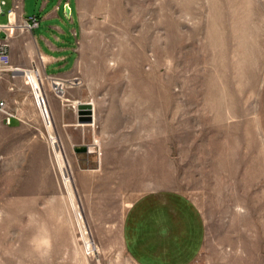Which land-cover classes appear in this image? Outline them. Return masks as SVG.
I'll use <instances>...</instances> for the list:
<instances>
[{
	"label": "rangeland",
	"instance_id": "1",
	"mask_svg": "<svg viewBox=\"0 0 264 264\" xmlns=\"http://www.w3.org/2000/svg\"><path fill=\"white\" fill-rule=\"evenodd\" d=\"M77 12L76 28L40 16L34 29L77 32L68 83L40 70L49 123L22 75L0 82L17 117L0 123V264H103L99 232L116 241L124 210L154 192L202 215V264H264V0H77ZM20 25L11 68L33 69ZM81 104L93 124L78 123Z\"/></svg>",
	"mask_w": 264,
	"mask_h": 264
},
{
	"label": "crops",
	"instance_id": "2",
	"mask_svg": "<svg viewBox=\"0 0 264 264\" xmlns=\"http://www.w3.org/2000/svg\"><path fill=\"white\" fill-rule=\"evenodd\" d=\"M3 1L7 7V22L2 25L8 26L6 33L9 39L18 38L13 26L26 24L31 55L39 60L35 66L46 75V71L52 68L58 74L48 76H56L68 83L77 65L76 29L68 32L58 23L50 27L48 34L36 33L34 29L40 28V16L45 21L56 20L63 24H67L68 18L76 28L77 0H52L53 6L48 11V0H43L41 4L38 0ZM72 2L75 21L70 19ZM65 7L69 8V15L65 14ZM33 17L36 18V26L31 21ZM27 54H30L29 46ZM32 62L35 64V59ZM3 78L4 74L1 80ZM111 233L116 241L110 244L105 233L99 232V240L95 243L97 251L93 257L98 263L202 264L199 260L206 238L205 224L200 212L180 195L154 192L138 197L124 210L120 225ZM68 237L67 230H64L62 236L56 238L68 243Z\"/></svg>",
	"mask_w": 264,
	"mask_h": 264
},
{
	"label": "bare ground",
	"instance_id": "3",
	"mask_svg": "<svg viewBox=\"0 0 264 264\" xmlns=\"http://www.w3.org/2000/svg\"><path fill=\"white\" fill-rule=\"evenodd\" d=\"M11 21L12 22L14 21L13 15L11 16ZM19 28L21 31H24L27 28V25L26 24L21 25ZM11 71H13V74L18 73V74L22 75V77H24V79H26V84L30 85L32 87L33 93L35 96V100H36V104H37V106L41 112V115L44 118V120L46 121V123H49L48 120H50V112H49L46 100L44 98V95H43V91H42V87H41V76L42 75H40V70L38 69V67L35 65H34L33 69H24V68L12 67ZM54 90H57L60 93L59 96L62 97V90L63 89L60 90V88H58V89L54 88ZM75 104H78V103L76 102ZM92 111H93V109H92ZM93 123H94V120L92 121V124ZM53 143H56L55 140ZM97 143L101 148L100 142L97 141ZM100 151H101V149H100ZM58 161H59L60 167L62 168V171L65 173V168L67 170V165H66L65 160L61 154L58 155ZM65 182H69L68 176L65 177ZM77 220H78V226L81 229V233H82L81 238L83 239L85 250H86V252L88 251L89 253L93 254V252H94V250L92 248L94 246L92 244L93 242L89 239L87 231L83 228L82 223H81V217L79 216V214H77ZM95 251H97V247H96Z\"/></svg>",
	"mask_w": 264,
	"mask_h": 264
},
{
	"label": "built area",
	"instance_id": "4",
	"mask_svg": "<svg viewBox=\"0 0 264 264\" xmlns=\"http://www.w3.org/2000/svg\"><path fill=\"white\" fill-rule=\"evenodd\" d=\"M5 5L3 0H0V16L2 14V7ZM32 23L36 26V18H31ZM7 25L0 24V81L2 75L11 72L12 77L14 78L13 71H11V50H10V39L7 35ZM54 81L51 79V82ZM55 86V89L60 88L63 89V85L59 82H52ZM17 119L16 114L12 111L9 106L8 102L3 97L2 93L0 92V123L9 126L11 125L12 120ZM85 248V247H84ZM87 255H90L88 251L86 252Z\"/></svg>",
	"mask_w": 264,
	"mask_h": 264
},
{
	"label": "water",
	"instance_id": "5",
	"mask_svg": "<svg viewBox=\"0 0 264 264\" xmlns=\"http://www.w3.org/2000/svg\"><path fill=\"white\" fill-rule=\"evenodd\" d=\"M65 14L69 15V8L65 7ZM93 121L92 108L88 104H81L78 106V123L90 124Z\"/></svg>",
	"mask_w": 264,
	"mask_h": 264
}]
</instances>
